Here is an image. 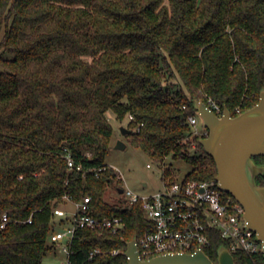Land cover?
I'll use <instances>...</instances> for the list:
<instances>
[{"label":"trees","instance_id":"16d2710c","mask_svg":"<svg viewBox=\"0 0 264 264\" xmlns=\"http://www.w3.org/2000/svg\"><path fill=\"white\" fill-rule=\"evenodd\" d=\"M263 88L264 0H0V264H43L56 225L70 220L54 209L87 196L93 214L125 224L78 227L69 264H128V242L150 221L140 201L106 199L118 180L106 162L115 132L107 112L127 117V140L155 161L183 159L186 181H211L207 134L188 119L195 101L236 116ZM65 148L83 168L69 166ZM254 159L264 165V155ZM163 178L177 176L165 167ZM211 238L205 250L218 263L230 243L219 231ZM233 255L264 264V251Z\"/></svg>","mask_w":264,"mask_h":264},{"label":"built area","instance_id":"2783aa9c","mask_svg":"<svg viewBox=\"0 0 264 264\" xmlns=\"http://www.w3.org/2000/svg\"><path fill=\"white\" fill-rule=\"evenodd\" d=\"M208 105L219 115L222 114V107L214 100L210 99ZM130 118L133 116L130 115ZM188 119L196 128L195 132L199 133L197 127L202 122L199 112L190 115ZM200 125L203 126V122ZM65 150L69 166L83 168L81 162L76 163L72 151L67 148ZM87 155L90 156L91 153ZM163 180V188L151 194H139L123 188L125 197L142 203L145 215L150 221L142 235L137 237L142 259L169 253L206 251L212 243L211 232L215 231H219L221 236L229 241L230 245L226 246L231 253L238 250L250 254L264 251L257 232L248 227L244 207L233 195L219 187L217 179L186 181L183 177ZM91 199V196H87L82 201H74L76 210L72 214L62 206L54 209L56 217H69L71 221L70 226L54 230L50 237L54 243L66 242L64 250L68 255L73 251L72 241L78 227H103L113 232H118L124 227L122 216L99 217L93 214ZM7 219L5 213L1 227L5 226ZM99 252L98 248L92 250L89 259L93 260ZM112 253H119V249H114Z\"/></svg>","mask_w":264,"mask_h":264},{"label":"water","instance_id":"95a60500","mask_svg":"<svg viewBox=\"0 0 264 264\" xmlns=\"http://www.w3.org/2000/svg\"><path fill=\"white\" fill-rule=\"evenodd\" d=\"M195 106L203 126L208 129V134L200 137V142L216 162L218 185L242 204L248 227L257 232L264 247V185L257 182V176L264 174V165L254 159L255 155H264V88L259 102L236 116L228 107L219 115L201 100H196ZM120 130L125 135L132 132L125 125ZM126 146L122 139H118L115 145L121 149ZM118 190L123 192L124 189ZM125 254L128 264H238L225 244L218 248V263L204 250L142 259L137 237L128 242Z\"/></svg>","mask_w":264,"mask_h":264},{"label":"rangeland","instance_id":"374dc122","mask_svg":"<svg viewBox=\"0 0 264 264\" xmlns=\"http://www.w3.org/2000/svg\"><path fill=\"white\" fill-rule=\"evenodd\" d=\"M107 116L114 126L115 132L106 162L113 166L118 176V180L111 184L106 191V199L108 201L114 202L118 197L125 196L124 193L119 192V187L131 189L139 194H151L162 189L164 186L163 170L165 167H170L178 179H182L192 169V165L185 160L174 159L172 156L166 157L165 161L161 162L163 164L155 161L143 149L131 144L127 140L126 135L121 132L120 127L122 125L128 126L127 117L120 120L112 109L107 112ZM200 124L197 127L198 132L203 135L208 134V130ZM194 129L196 130L195 127ZM118 139L124 140L127 146L123 149L116 148L115 145ZM148 164H151V166H148ZM60 206L66 209L69 214L76 210V205L72 199H66V202ZM70 225L71 221L69 220L56 225L55 230H62ZM51 243L55 247L44 257L43 264H68L69 255L64 250L66 242Z\"/></svg>","mask_w":264,"mask_h":264}]
</instances>
